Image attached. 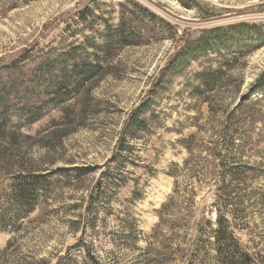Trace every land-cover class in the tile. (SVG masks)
<instances>
[{
    "label": "rangeland",
    "instance_id": "374dc122",
    "mask_svg": "<svg viewBox=\"0 0 264 264\" xmlns=\"http://www.w3.org/2000/svg\"><path fill=\"white\" fill-rule=\"evenodd\" d=\"M123 1L0 0V264H56L61 257L65 264H217L211 242L191 230L216 218L218 166L227 155L203 150L186 168L189 153L182 144L197 133L198 113L206 120L207 107L194 101L195 76L217 56L186 60L181 49L170 69L176 49L166 38L105 50ZM134 1L187 31L190 41L204 31L236 26L227 38L247 47L257 43L259 28L264 37V0ZM86 8L93 15L87 16ZM243 23L258 29L240 27ZM96 59H102L103 70L83 81L82 72ZM239 61L225 83L228 95L235 78L243 77L244 94L264 74V45ZM166 68L170 76L152 105L158 126L131 141L116 166L112 160L130 112ZM207 135H201L203 142H209ZM253 156L232 158L255 165L260 159ZM34 175L48 176L47 195L33 203L35 212L17 217L15 188L21 176L28 181ZM93 191L96 198L89 204ZM249 192L241 199L249 230L238 235L253 253L264 255V202ZM171 197L176 209L156 231ZM189 217L188 230L180 229L177 222ZM185 240L191 252L182 260Z\"/></svg>",
    "mask_w": 264,
    "mask_h": 264
},
{
    "label": "trees",
    "instance_id": "16d2710c",
    "mask_svg": "<svg viewBox=\"0 0 264 264\" xmlns=\"http://www.w3.org/2000/svg\"><path fill=\"white\" fill-rule=\"evenodd\" d=\"M115 10H118L119 24L112 32V37H108L105 50L115 46H146L166 38L174 43L176 49L174 55L176 57H173L169 62L168 68L170 69L181 49L186 60L195 58L202 61L203 59L206 60L208 55L217 56V61L210 63L203 72L195 76V81L199 85L194 88L196 91L194 101L199 105H205L208 113L206 117L204 116L205 121L202 120L203 114L198 113L194 126L198 130L197 133L182 142L189 153V159L184 164L186 168L190 167L193 156L196 153H202L203 150H207L211 155L219 150L220 156L223 152L227 156L222 157L221 164L218 166L221 175L215 195V203L212 206L216 218L198 223L195 229L191 230V233H196L197 236H205L211 242V249L214 250V258L217 264H264V255L253 253L248 245L242 243L238 235L240 232L249 230V223L245 217L246 209L243 205L245 200H241L247 196L248 188H251L249 195L253 196L255 201L264 202V167L262 166L264 159H261V150L264 151V128L262 130L258 128L259 125H264V74L246 88L247 91L244 94H242L245 87L243 77L235 78L236 85L232 86L233 89L229 95L224 93L225 88L230 86H226L225 83L228 84L233 79L231 73L237 69L239 60L248 53L256 52L263 47V33L257 26H250L245 23L240 25V27H253L259 30L256 35L257 43L251 47H247L243 41H233V39L227 38V34L235 31L237 26L204 31L201 39L190 41L187 31L181 33L179 29L168 24L164 19L156 16L134 0H124ZM85 13L90 16L93 15L94 10L86 8ZM109 16L111 20L113 18L112 13ZM110 20L103 18L108 28L111 26L109 25ZM96 60L98 61L95 62L94 66H90L87 72H82L83 81L90 82L94 71L103 70L105 65H103L102 59ZM170 69L166 68L160 74L156 83L148 91L146 99L130 112L116 146V153H114L116 155L112 160L116 166L121 163L122 156L131 150L128 148L131 141L136 140L141 134L151 133L158 126L152 105L156 102L155 95L158 88L163 86L165 80L170 76ZM203 134L204 136L208 134L209 142H203L205 140L203 136L201 137ZM199 142H201L200 145L205 144V146L200 147ZM238 154H250L252 156L254 154L260 161H257L255 165L252 163H235L233 155ZM124 158L126 159V157ZM72 170L83 173L92 171L88 168L83 169L84 171L78 168ZM27 178L21 176L22 182L13 193L14 210L17 217H24L35 212L36 204L33 203L36 199L38 202L41 194L47 195L48 185L45 183L48 179L47 175H34L28 181ZM258 182L262 186L257 188L256 183ZM101 185L102 182L100 181L98 188ZM94 198L96 197L93 191L88 200L89 204H93ZM173 209L176 208H174V199L171 197L161 208L160 221L156 231L166 226L165 217ZM91 210L90 205L86 209L87 217ZM190 219L191 217L183 224L177 222L181 226L180 229L188 230ZM84 234L85 230H83L82 236ZM184 246L186 247H184L185 252L181 255L182 260L191 252V246L187 245V240L184 241ZM64 261V257H61L56 264H65Z\"/></svg>",
    "mask_w": 264,
    "mask_h": 264
}]
</instances>
